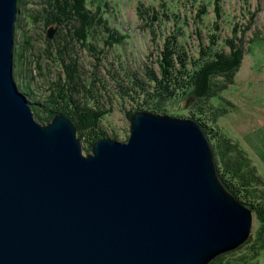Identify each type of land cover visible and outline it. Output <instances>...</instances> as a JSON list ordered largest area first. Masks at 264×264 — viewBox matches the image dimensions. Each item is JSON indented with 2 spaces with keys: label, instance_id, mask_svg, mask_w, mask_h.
<instances>
[{
  "label": "water",
  "instance_id": "95a60500",
  "mask_svg": "<svg viewBox=\"0 0 264 264\" xmlns=\"http://www.w3.org/2000/svg\"><path fill=\"white\" fill-rule=\"evenodd\" d=\"M19 12L0 0V264H209L244 244L253 210L195 120L135 111L127 141L89 154L69 116L37 120L14 76Z\"/></svg>",
  "mask_w": 264,
  "mask_h": 264
},
{
  "label": "trees",
  "instance_id": "16d2710c",
  "mask_svg": "<svg viewBox=\"0 0 264 264\" xmlns=\"http://www.w3.org/2000/svg\"><path fill=\"white\" fill-rule=\"evenodd\" d=\"M101 1L35 0L29 6L31 3L28 5L27 0H19L20 12L15 32L14 76L18 79V77L20 78L22 74L27 72L24 59H27V56H25L26 50L30 51V45L33 43L34 49L31 50L30 54L36 57V63L32 59V61H29V63L33 62V65L29 69V75L26 78L25 87H27L25 88L19 83L18 85L22 93L30 101L35 117L39 122L45 124L57 114L69 116L76 123L79 137L84 138L88 142L85 148L89 151L97 140L110 136L103 125L106 108L101 105V102H104L103 98L106 94L110 96L109 100H114L116 87H119L120 91L122 90L123 94L120 93V95L124 99L130 98L133 102H136L135 109H131L132 112L139 110L156 114L180 115L183 114L180 111L190 110V118L204 129L211 142L218 173L223 184L235 197L255 211L259 221L255 241L247 249L245 255L239 254L236 257L235 264H249V262L259 264L261 256H263L262 252H264V190L259 196H256L252 193L254 191L250 187L257 184L262 186L263 181L258 175L257 167L249 161L250 159L242 155V152L236 153L235 156L232 153L228 154V152L236 149L237 145L233 144L231 138L225 136L222 131L220 132L221 134L216 132L213 126L209 125L210 119L207 116L210 110L215 113L212 114V119L216 117L217 109L211 103H213L215 97L221 96L222 90L228 87V84L235 79L236 72L243 60L244 42L242 40L236 41L234 38L228 39L226 46H229L230 49L227 51L225 47H218L219 42L215 41L217 39L206 45L203 38H201L199 46L192 47L189 51L185 46V42H182V40H185L184 28L179 26L174 31L161 37L162 41L158 47L160 55L157 57L159 61L158 71L146 65L147 63H142V65H134L133 62L124 63L122 58L127 53L122 54V51H117L120 58L112 55L111 61L101 63L103 68L101 64L99 66L87 65L86 62L80 61L79 56L75 55V43H80L88 50L96 53L101 49L100 45H98L101 39H104L106 46L110 49L116 44L120 47H125L131 38V34L110 27L109 21L105 16V9L106 7L110 8V5H108V2L101 4ZM212 3H214L215 7L216 26L220 27V20L224 14L221 5L222 0H202L203 7L197 13V17L202 19L201 14L204 13L206 15L208 13L207 5ZM141 6L139 11L144 20L151 19V21L145 22L148 29H150L147 33L158 37V41L161 34L159 33L160 29L155 28V22H160L159 24L162 25L161 22L163 21L169 22L176 19V23H178L182 19L180 15H175L177 11L165 2L162 3V8L158 10L155 5L147 6L142 4ZM183 15H187V12ZM59 18H63V20ZM95 19L97 20L95 21ZM42 24L47 29L51 26L58 28L59 31L54 38L50 39L48 35H45V30L39 32V34L35 31L37 26L39 28ZM102 26L107 32L104 37L100 35ZM144 26L146 27L145 24ZM17 36L22 38L17 40ZM38 36L40 42H42L39 47H37L35 41L32 42ZM218 36L217 34V36L214 35L212 37L217 38ZM75 37H77V41ZM158 41L156 42L157 44ZM36 49L38 53L35 54ZM126 50L132 51L134 49L128 47ZM100 62H102L101 59ZM91 66L94 68L92 67V69ZM46 68L48 71H46ZM40 75L44 76V82L41 86L46 85L47 90L42 88V91L39 92L33 88L32 81L36 80ZM104 80H107L108 83ZM188 100L191 103L186 106L185 104ZM178 101V106L181 104L182 106H169L171 103L175 106ZM179 108L181 109L179 110ZM131 111L128 115L131 114ZM93 115L97 116L94 117ZM213 139L216 141H213ZM246 171H249L250 175H247ZM226 175L241 177V185L243 187L235 179L232 181V178L229 179ZM242 197H245L246 200H243ZM221 259L216 258L210 264H229L228 262L232 264L231 261L224 262Z\"/></svg>",
  "mask_w": 264,
  "mask_h": 264
},
{
  "label": "rangeland",
  "instance_id": "374dc122",
  "mask_svg": "<svg viewBox=\"0 0 264 264\" xmlns=\"http://www.w3.org/2000/svg\"><path fill=\"white\" fill-rule=\"evenodd\" d=\"M27 1L29 5V3H33L35 0ZM104 2H108V5H110V8L106 7L105 9V16L109 21L110 27L131 34V38L128 40V43H126L125 47H120L116 44L110 49L104 44V39H101L98 44L101 49L96 53L88 50V48L82 46L80 43H75V55L79 56L80 61L86 62L87 65L93 64L99 66L101 63H107L111 61L112 55L120 58L117 51H122V54L127 53L122 58L124 63L133 62L134 65L147 63L148 66L158 71L159 61L157 57L160 55V49L158 47L159 43L162 41L161 37L174 31V29L179 26L184 28L185 40H181L183 43L185 42V46L189 51L192 47L195 48L199 46L201 38H203L206 45L214 41V39H217L215 41L219 42L218 47H225L227 51L230 49L229 46H226V41L228 39L234 38L236 41L242 40V42H244L243 60L240 68L236 72L235 79L232 83L228 84L225 90H222L221 96L213 99V103L211 104L217 109L216 117L212 119V114L215 113H212L210 110L207 116L210 119L208 122L209 125H212L216 132L220 133L222 131L225 136L232 137L231 142L237 145L236 149H234L235 151L228 152V154L232 153L233 156H235L236 153L239 154L242 152V155L250 159L249 161L257 167L258 175L263 181L262 186L257 184L250 188L254 191L252 192L253 194L259 196L262 190H264V0H222L221 5L224 14L220 20V27L216 26L214 3L207 5L206 9L208 13L206 15L202 13V19L197 17V13H199V10L203 7L202 0H102L100 3L103 4ZM163 2L175 9L177 11L175 15H180L182 19H180V23H176V19L170 20L169 22L163 21L161 22L162 25L159 24L160 22H155V28L160 29L159 33L161 34L158 41V37H154V35L147 33L150 29H148L145 22L151 21V19L147 21L144 20V17L140 14L139 7L142 4L147 6L155 5L158 10L162 8ZM32 3L29 6H31ZM185 12H187V15H183ZM50 28L57 29L55 34L59 31L56 26H51L49 29ZM49 29L42 24L39 28L37 26V30L35 31L39 34V32L45 30V35H48ZM106 33V30L102 26L100 35L104 37ZM217 34L219 35L217 38L212 37L214 35L217 36ZM18 38L20 40L22 37L17 36V40ZM35 39H33L32 42L35 41L37 47L41 46L40 43L42 42H40L39 36L36 40ZM157 41L158 44L156 43ZM163 43L164 41L162 45ZM128 47L134 50H126ZM29 49H34L33 43L30 45ZM31 50H26L27 53L25 56H27V59H24V64L27 62L25 64L27 72L22 74V77H18V79L15 77L17 83L24 87L27 82L26 78L29 75V69H31L33 65V62L29 63V61L34 60V63H36V57L30 54ZM106 50H108V52H106ZM34 53H38L37 49ZM100 59L102 62H100ZM44 61L47 62L46 60ZM92 67L93 66H91V68ZM46 71H48L47 68ZM92 73L94 72L92 71ZM32 82L33 88L37 89V91H42V88L47 90L46 85L41 86L44 82V76L40 75ZM115 91L116 95L114 94V100H109L110 96L108 94L103 98L104 102L101 105L106 108L105 117L103 116V125L108 131L109 137L124 142L129 139L131 134L130 117L134 113L131 109H135L136 102L129 100L130 98L124 99L122 95L120 96L122 92L119 90V87H116ZM190 103L191 102L188 100L185 105L189 106ZM178 104L179 101L175 103V106L174 104L172 106V103L169 104V106H182H177ZM180 109L181 108H179V110ZM130 111L131 114L128 115ZM180 112L183 114L172 116L189 118L191 115L188 109ZM116 135L117 137H115ZM81 140L83 142V152L85 154L91 153L93 145L89 152L85 148L88 142L84 138H81ZM213 141L216 140L213 139ZM246 174L250 175L249 171H246ZM226 177L229 179L232 178V181L235 179L236 182L240 183L239 185L242 186L241 177L239 178V176L235 177L232 175H226ZM242 199L246 200L245 197H242ZM253 214V230L248 239L249 241L247 240L234 250L219 255L220 257H216L217 259L222 258L221 260L224 262L231 261L232 264H235V259L239 254L245 255L247 253V249H249L256 239V231L259 227V221L255 211H253ZM262 254L263 256H261L259 264H264V252H262ZM228 263L230 264V262ZM255 263L256 262H249V264Z\"/></svg>",
  "mask_w": 264,
  "mask_h": 264
},
{
  "label": "bare ground",
  "instance_id": "6f19581e",
  "mask_svg": "<svg viewBox=\"0 0 264 264\" xmlns=\"http://www.w3.org/2000/svg\"><path fill=\"white\" fill-rule=\"evenodd\" d=\"M67 2H68V1H67ZM67 2H66V3H67ZM64 4H65V3H64ZM72 4H73V3H72ZM72 4H71V5H72ZM60 5H61V4H60ZM58 6H59V5H58ZM60 7H61V6H60ZM73 7H74V5H73ZM71 8H72V6H71ZM74 8H75V7H74ZM61 9H62V8H61ZM61 9H60V10H61ZM76 11H77V10H76ZM54 12H55V10H54ZM175 12H176V11H175ZM72 13H73V12H72ZM76 14H77V13H76ZM83 14H84V12H83ZM57 15H58V14H57ZM58 16H59V15H58ZM58 16H57V17H58ZM67 16H68V15H67ZM90 16H92V15H90ZM49 17H51V16L49 15ZM53 17H55V15H53ZM70 17H71V15H70ZM73 17H74V16H73ZM84 17H85V15H84ZM65 18H66V17H65ZM93 18H94V17H93ZM97 18H99V17H97ZM52 19H53V18H52ZM59 19H61V18H59ZM68 19H69V18H68ZM61 20H63V18H62ZM96 20H97V19H95V21H96ZM103 20H104V19H103ZM75 21H76V20H75ZM87 22H88V21H87ZM99 22H100V21H99ZM59 23H60V22H59ZM74 23H75V22H74ZM72 25H73V24H72ZM104 25H105V24H104ZM74 26H75V24H74ZM100 26H101V25H100ZM75 29H76V28H75ZM68 30H69V29H68ZM77 30H78V29H77ZM81 30H82V29H81ZM108 30H109V28H108ZM69 31H70V30H69ZM78 31H79V30H78ZM110 31H111V30H110ZM79 32H80V31H79ZM79 32H78V34H79ZM81 34H82V33H81ZM133 35H134V34H133ZM133 35H132V36H133ZM71 36H72V35H71ZM70 38H71V37H70ZM76 38H77V37H76ZM104 44H105V42H104ZM73 45H74V44H73ZM92 49H93V48H92ZM231 51H232V50H231ZM60 53H61V52H60ZM57 54H58V53H57ZM21 55H22V54H21ZM21 55H20V56H21ZM224 55H225V54H224ZM228 56H229V55H228ZM76 57H77V56H76ZM178 57H179V56H178ZM225 57H226V56H225ZM225 57H224V58H225ZM162 58H163V57H162ZM172 59H173V58H172ZM228 59H229V58H228ZM70 60H71V59H70ZM75 60H76V59H75ZM163 60H164V59H163ZM224 60H225V59H224ZM226 60H227V59H226ZM227 61H228V60H227ZM26 63H27V62H26ZM26 63H25V64H26ZM73 63H74V62H73ZM112 63H113V62H112ZM117 64H118V62H117ZM68 65H69V63H68ZM146 65H147V64H146ZM79 66H80V65H79ZM215 66H216V65H215ZM65 67H66V65H65ZM81 67H82V66H81ZM25 68H26V67H25ZM69 68H70V67H69ZM73 68H74V67H73ZM119 69H120V68H119ZM124 69H125V68H124ZM146 69H147V68H146ZM122 70H123V69H122ZM125 71H126V70H125ZM141 71H142V70H141ZM148 71H150V70H148ZM25 72H26V71H25ZM70 72H71V71H70ZM72 72H73V71H72ZM133 72H134V71H133ZM133 72H132V73H133ZM204 72H205V71H204ZM204 72H203V73H204ZM69 74H70V73H69ZM113 74H114V73H113ZM164 74H165V73H164ZM177 74H178V73H177ZM137 75H138V74H137ZM167 75H168V74H167ZM179 76H180V75H179ZM204 76H205V75H204ZM31 77H32V76H31ZM78 77H79V75H78ZM117 77H118V76H117ZM117 77H115V78H117ZM162 78H163V77H162ZM172 78H173V77H172ZM121 79H122V78H121ZM150 79H151V78H150ZM160 79H161V78H160ZM163 79H164V78H163ZM163 79H162V80H163ZM104 81L107 82V80H104ZM163 81H164V80H163ZM165 81H166V80H165ZM178 81H179V80H178ZM194 81H195V80H194ZM161 82H162V81H161ZM161 82H160V83H161ZM174 82H175V81H174ZM107 83H108V82H107ZM113 83H114V82H113ZM179 83H180V82H179ZM195 84H196V83H195ZM112 85H113V84H112ZM160 85H161V84H160ZM182 85H183V84H182ZM182 85H181V86H182ZM205 86H206V85H205ZM160 87H161V86H160ZM176 87H177V86H176ZM180 88H181V87H180ZM163 89H164V88H163ZM204 89H205V87H204ZM97 90H98V88H97ZM146 90H147V89H146ZM169 90H170V89H169ZM224 90H225V89H224ZM105 91H106V90H105ZM109 91H110V90H109ZM116 91H117V90H116ZM121 91H122V90H121ZM164 91H165V90H164ZM195 91H196V89H195ZM195 91H194V92H195ZM145 92H146V91H145ZM147 92H149V91H147ZM93 93H94V92H93ZM229 93H230V91H229ZM143 94H144V93H143ZM104 95H105V93H104ZM147 95H148V94H147ZM167 95H168V94H167ZM195 95H196V94H195ZM81 96H82V95H81ZM120 96H121V95H120ZM112 97H114V96H112ZM170 97H171V96H170ZM50 98H51V97H50ZM148 99H149V98H148ZM196 99H197V98H196ZM129 100H131V99H129ZM247 101H248V99H247ZM55 102H56V101H55ZM57 102H58V101H57ZM123 102H124V101H123ZM148 102H149V101H148ZM116 103H117V102H116ZM72 104H73V103H72ZM101 104H102V102H101ZM62 105H63V104H62ZM181 105H182V104H181ZM172 106H173V105H172ZM177 106H178V105H177ZM111 107H112V105H111ZM123 107H124V106H123ZM138 107H139V106H138ZM74 108H75V107H74ZM109 108H110V107H109ZM132 108H133V107H132ZM171 108H172V107H171ZM117 109H118V108H117ZM108 110H109V109H108ZM124 111H125V110H124ZM138 111H139V110H138ZM189 111H190V110H189ZM190 113H191V112H190ZM223 114H224V113H223ZM93 116H94V115H93ZM95 116H97V115H95ZM95 116H94V117H95ZM192 116H193V115H192ZM192 116H191V117H192ZM225 116H226V115H225ZM79 117H80V116H79ZM189 118H190V117H189ZM100 120H102V119H100ZM94 121H95V120H94ZM86 123H87V122H86ZM86 123H85V124H86ZM90 124H91V123H90ZM96 125H97V124H96ZM84 127H85V126H84ZM99 128H100V127H99ZM93 129H94V128H93ZM82 133H83V132H82ZM94 133H95V132H94ZM231 133H232V132H231ZM231 135L233 136V133H232ZM105 136H106V135H105ZM225 138H226V137H225ZM231 138H232V137H231ZM235 138H236V137H235ZM227 139H228V138H227ZM225 141H226V139H225Z\"/></svg>",
  "mask_w": 264,
  "mask_h": 264
}]
</instances>
